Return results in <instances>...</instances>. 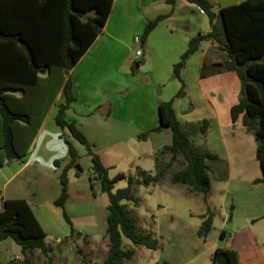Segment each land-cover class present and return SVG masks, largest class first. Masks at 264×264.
I'll return each mask as SVG.
<instances>
[{
	"label": "trees",
	"instance_id": "16d2710c",
	"mask_svg": "<svg viewBox=\"0 0 264 264\" xmlns=\"http://www.w3.org/2000/svg\"><path fill=\"white\" fill-rule=\"evenodd\" d=\"M186 2L197 6L207 16L211 32L192 38L187 50L173 66V75L179 81L180 89L172 100L159 104L160 125L150 131L159 132L169 128L171 144L163 147L161 152H168L172 158L180 155L184 160V168L174 173L170 181L173 185L187 186L192 193L207 195L211 188L212 171L208 163L221 162L216 154L195 148L190 138L194 136L192 131H197V125H188L191 131L186 132L173 109L174 100L187 96L181 78L187 60L203 41L212 39L227 58L218 65L221 70L216 72H233L240 81L241 97L230 108V119L234 124L241 118L242 125L253 133L257 142L255 158L261 172V177L255 179L253 184L264 185V0H244L220 8L218 12L208 0ZM112 3L113 0H0V166L26 157L44 119L35 125L32 115L40 109L48 111L45 99L51 96L50 90L55 87L62 89L64 102L59 105L54 122L87 150L94 179L100 185V192L108 198L106 235L110 245L102 264H123L135 255L134 249L122 247L124 238L134 246L153 251L158 248L152 234L139 229L136 217L123 203H138L139 199L133 196L134 185L138 182L140 185L159 182L165 173L160 170L152 176L140 171V180L129 177L127 188L113 191V183L125 177L118 175L109 178L108 169L91 151V144L85 135L74 121L65 118V112L76 97L72 82L69 79L63 82L62 76L68 75L101 33ZM166 3L174 6L176 0H166ZM165 18L158 16L145 25L140 38L142 45ZM217 19L219 26L215 23ZM42 70L47 72L46 77L39 75ZM204 71L203 68L201 78L206 76ZM207 128L208 121L203 120L197 132L204 135ZM150 132L142 133L139 138L145 139ZM26 135L30 139L24 143ZM60 138L63 139L62 136ZM63 141L69 162L59 176L61 191L53 204L62 210L63 219L69 225L70 233L74 234L65 205L69 197L67 173L77 165L78 154L69 141ZM56 164L58 161H54ZM90 183L93 187L91 179ZM201 219L197 236L205 239L212 230L213 215L208 210ZM225 236L226 232L221 231L219 238L222 240ZM7 239L18 245L23 255L40 250L44 256H48L46 233L23 199H9L3 203L0 211V243ZM25 263L28 264V259H25ZM211 264H240V261L234 250L217 247Z\"/></svg>",
	"mask_w": 264,
	"mask_h": 264
},
{
	"label": "rangeland",
	"instance_id": "374dc122",
	"mask_svg": "<svg viewBox=\"0 0 264 264\" xmlns=\"http://www.w3.org/2000/svg\"><path fill=\"white\" fill-rule=\"evenodd\" d=\"M219 60L224 61V56L219 57ZM209 71L212 70L205 68L206 79L198 86L191 83L185 89L188 98L191 96L193 101L198 99L201 103L203 97L200 89H212L210 97L213 107L217 109L218 123L212 125L207 134L208 144L197 147V150L216 151L231 162L229 169L225 162L208 163L212 170V191L209 196L192 193L187 186L171 183V176L185 165L180 155L172 158L168 152L158 151L154 158L160 146L171 144L169 128L160 135H149L146 141H139V135L127 129L118 132V128L111 125L95 126L87 131L91 139L95 138L91 151L102 155L104 163L110 166L109 178L118 175L125 177L113 183V191L127 188L129 177L140 180V171L152 176L160 170L165 173L159 182L150 185H140L137 181L133 196L139 202L123 203L136 217L139 229L152 234L158 242V248L153 251L134 246L124 238L122 247L134 249L135 255L123 264H211L214 248H224L227 243H232V248L238 250L240 264H264V185L253 184L255 179L261 177L255 158L256 141L253 133L242 125L241 118L233 126L229 114L231 104H237L241 97V84L234 73L225 74L226 71H221L213 77ZM201 105L200 111L186 116L198 123L197 131L203 121L200 113L206 108ZM46 113V110L40 109L37 114H33V124H38ZM180 119L183 122L184 119ZM110 127L116 135L109 134V131L112 132ZM182 127L186 132L191 131L186 124ZM197 131H192V134L200 135ZM38 135L33 138L29 149L36 147L38 163L31 161L0 194V211L1 198L24 196L31 203L47 234L49 253L44 256L40 250H34L23 255L21 248L7 239L0 243V262L26 264L25 259H28V264H102L110 245L106 235L108 198L100 192V185L94 179L91 158L87 150L72 139L67 131L56 126L53 118L40 126ZM57 135H65L70 143L77 145L79 151L77 165L67 173L69 197L65 205L74 234L70 233L62 210L53 204L61 191L59 176L63 169L56 168L53 161L62 160L65 157L63 151L67 149ZM227 135H235L236 139L230 140ZM28 139L30 136L26 135L24 143ZM44 139L48 145L54 146L53 152L48 145L42 144ZM191 142L196 148V139ZM18 165L9 166L7 173L11 174ZM2 183L0 176V186ZM208 210L213 215L214 223L204 243L196 233L201 217ZM221 231L227 233L226 241L219 238Z\"/></svg>",
	"mask_w": 264,
	"mask_h": 264
},
{
	"label": "crops",
	"instance_id": "0c3cea01",
	"mask_svg": "<svg viewBox=\"0 0 264 264\" xmlns=\"http://www.w3.org/2000/svg\"><path fill=\"white\" fill-rule=\"evenodd\" d=\"M208 1L215 6V11L218 12L220 8L235 5L244 0ZM158 16H165L166 18L150 33L146 43L143 45V57L136 60L133 54L135 47L133 41L135 38H141L145 25ZM215 23L219 26L218 19L215 20ZM210 32L211 26L207 16L200 12L197 6L187 3L186 0H176L174 6L168 5L166 0H113L109 16L101 33L76 65L68 72V75L64 76L62 74L63 82L67 79L72 82V91L76 97V101L65 112V118L76 123L90 144L95 142V138L91 139L87 131H91L90 129L95 126L107 127L111 125L117 127L118 132L121 129H127L140 137L142 133L153 131L160 125L159 104L172 100L181 86L173 75V66L187 50L188 43L192 38L197 35H206ZM221 56H224V61L222 62H225L227 60L226 55L214 40L203 41L198 50L187 60L181 73L186 89L191 83L198 86L206 79L201 78L203 68H210L212 70L211 72L209 71L210 75H213V77L217 76L218 72L215 71H217V68L220 69L218 65L222 63L219 60ZM224 73L233 72L226 71ZM39 75L46 77L47 72L42 70ZM200 90L203 102L201 103L198 99L193 101L190 96L189 99L192 106H189V110L185 114L180 112L181 101H173L176 118L182 126L184 124L186 126L198 124L192 118L186 116H189L192 112L200 111L201 104L206 107L200 113L203 117L201 119L208 121L206 133L204 135H194L190 138L192 141L196 139V148L208 144L209 135L207 134L211 131V126L218 123L217 109L213 107L210 97L212 89L204 88ZM50 92L51 96L45 99L49 110L44 116L42 125L52 118L53 120L55 119L59 105L64 102L62 89L55 87ZM17 96L20 97V94H17ZM234 105L235 103L231 104L229 112ZM180 117L184 119L183 122ZM167 129H162L159 132H150L148 136L160 135ZM109 134L116 135L113 129L112 132L109 131ZM39 136L36 135V137ZM148 136L145 139L140 138L138 140L146 141ZM227 136L230 140L236 139L235 135ZM57 137L60 140L69 141L65 135L62 136L63 139L60 138V135H57ZM42 144L48 145L46 139L42 141ZM71 144L78 154L77 145L75 143ZM168 145L160 146L154 158H156L158 151L161 152L163 147ZM48 146L53 152L54 146ZM35 149L36 147L33 150H29L26 157L20 160H12L0 166V176L3 179V183L0 186V194L6 191L14 178L31 161L38 163ZM206 152L216 154L221 162L227 164L229 169L231 165L229 158L223 157L216 151L206 150ZM63 155L65 157L62 160H54L58 161V164L54 165L58 169L63 168L69 162L67 149L63 151ZM98 156L102 165L109 171L110 166L104 163L103 156ZM15 163L19 164L18 167L11 174H8L9 166ZM211 191L212 184L206 196H209ZM1 199L2 209L4 201L9 199H23L32 209L31 203L24 196ZM207 238L208 236L201 240L205 243ZM227 238L228 235L226 233L222 241H226ZM224 248L234 250L232 243L225 244ZM234 251L239 257L238 250Z\"/></svg>",
	"mask_w": 264,
	"mask_h": 264
},
{
	"label": "built area",
	"instance_id": "2783aa9c",
	"mask_svg": "<svg viewBox=\"0 0 264 264\" xmlns=\"http://www.w3.org/2000/svg\"><path fill=\"white\" fill-rule=\"evenodd\" d=\"M200 12H202V11L200 10ZM133 45L135 46L133 49L134 57L136 60H139L143 57V45L141 43V39L135 38L133 41Z\"/></svg>",
	"mask_w": 264,
	"mask_h": 264
},
{
	"label": "water",
	"instance_id": "95a60500",
	"mask_svg": "<svg viewBox=\"0 0 264 264\" xmlns=\"http://www.w3.org/2000/svg\"><path fill=\"white\" fill-rule=\"evenodd\" d=\"M180 112L185 113L189 110L190 100L187 96L183 97L181 100Z\"/></svg>",
	"mask_w": 264,
	"mask_h": 264
}]
</instances>
